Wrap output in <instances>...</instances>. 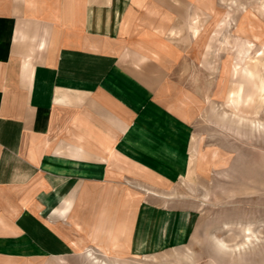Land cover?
Listing matches in <instances>:
<instances>
[{
    "label": "crops",
    "instance_id": "1",
    "mask_svg": "<svg viewBox=\"0 0 264 264\" xmlns=\"http://www.w3.org/2000/svg\"><path fill=\"white\" fill-rule=\"evenodd\" d=\"M137 1L0 0V264H102L85 247L145 255L192 234L194 212L114 215L124 167L169 182L190 160L168 89L124 65Z\"/></svg>",
    "mask_w": 264,
    "mask_h": 264
},
{
    "label": "rangeland",
    "instance_id": "2",
    "mask_svg": "<svg viewBox=\"0 0 264 264\" xmlns=\"http://www.w3.org/2000/svg\"><path fill=\"white\" fill-rule=\"evenodd\" d=\"M135 4L145 11L130 18L134 49L124 65L168 89L191 126L190 160L169 182L124 167L114 215L123 223L148 204L197 220L192 234L184 226L183 243L150 254L116 241L114 256L89 246L84 254L102 264H264V0Z\"/></svg>",
    "mask_w": 264,
    "mask_h": 264
},
{
    "label": "bare ground",
    "instance_id": "3",
    "mask_svg": "<svg viewBox=\"0 0 264 264\" xmlns=\"http://www.w3.org/2000/svg\"><path fill=\"white\" fill-rule=\"evenodd\" d=\"M249 239V238H248Z\"/></svg>",
    "mask_w": 264,
    "mask_h": 264
}]
</instances>
